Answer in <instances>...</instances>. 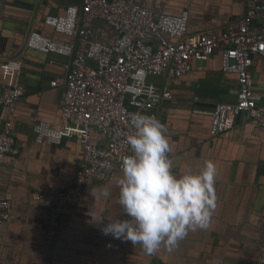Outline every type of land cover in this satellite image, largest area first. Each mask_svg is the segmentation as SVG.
Returning <instances> with one entry per match:
<instances>
[{"label":"crops","instance_id":"0c3cea01","mask_svg":"<svg viewBox=\"0 0 264 264\" xmlns=\"http://www.w3.org/2000/svg\"><path fill=\"white\" fill-rule=\"evenodd\" d=\"M137 1L161 13L176 15L188 10L187 35L192 39L206 30L236 26L246 13L245 0ZM76 2L0 0V56L23 58L20 81L25 87L12 116L20 154L7 155L0 163V196L13 203L12 218L0 224V264H257L258 244L264 239V128L241 119L230 131L211 135L210 112L218 102L235 101L238 91L237 77L222 71L220 53L195 62L182 79L150 78V83L167 87L174 95L153 108L166 128L176 174L189 169L199 172L208 160L216 164V206L209 227L190 231L174 248L161 245L154 254L131 241L104 235L102 228L107 223L128 219L119 204L120 159L112 179L87 185L81 202L65 209L57 238H45L52 203L36 196L73 183L83 164V145L76 136L65 137L61 143L37 137V119L54 128L65 126V87L53 86L52 81L66 73L68 58L29 49L25 43L34 30L56 40H70L44 19L63 13ZM79 26L90 28L104 42L117 36L106 22L91 20L84 13ZM252 27L264 28V11ZM150 43L156 45L155 40ZM252 73L255 91L264 95V60L260 57ZM7 121V113L0 111V129ZM93 140L100 145L107 142L102 134H95ZM104 187L111 193L108 198L100 194Z\"/></svg>","mask_w":264,"mask_h":264},{"label":"built area","instance_id":"2783aa9c","mask_svg":"<svg viewBox=\"0 0 264 264\" xmlns=\"http://www.w3.org/2000/svg\"><path fill=\"white\" fill-rule=\"evenodd\" d=\"M245 2V16L236 26L220 34L206 30L197 39L187 35L188 10L176 15L161 13L153 5L137 0H77L67 6L64 14L48 15L46 24L70 40H56L40 31L31 33L28 47L68 58L66 73L52 81L53 86L65 87V129H53L42 122L36 126L37 137L59 142L63 134L78 135L83 145V164L73 183L36 196L52 203L45 231L47 240L57 238L61 214L81 202L86 186L112 179L121 157L132 154L126 143L127 135L134 131L130 114L140 112L159 120L154 108L174 98L169 88L150 83L149 78H180L192 69L194 59L220 53L222 70L238 75L239 91L235 101L218 102L210 112L211 135L233 129L235 117L242 110H249L250 119L264 126V102L262 94L254 89L251 74L252 54L264 57V28L252 27L255 17L264 11V0ZM82 13L91 20L106 22L117 33L115 39L104 42L90 28L80 27ZM150 40H155L156 45ZM23 93L21 86H4L0 107L15 110ZM95 134L105 136L106 144L95 143ZM19 154L12 122L8 120L0 129V163L7 155ZM12 209V201L0 196V224L12 218ZM258 254L257 264H264V239L259 241Z\"/></svg>","mask_w":264,"mask_h":264},{"label":"clouds","instance_id":"9594fccd","mask_svg":"<svg viewBox=\"0 0 264 264\" xmlns=\"http://www.w3.org/2000/svg\"><path fill=\"white\" fill-rule=\"evenodd\" d=\"M130 124L134 131L126 143L132 154L121 157L118 181L119 204L128 219L110 221L102 232L152 254L161 245L176 247L190 231L209 227L216 206L217 167L208 160L199 172L189 169L177 175L165 126L140 112L130 114ZM100 194L111 195L107 187Z\"/></svg>","mask_w":264,"mask_h":264},{"label":"water","instance_id":"95a60500","mask_svg":"<svg viewBox=\"0 0 264 264\" xmlns=\"http://www.w3.org/2000/svg\"><path fill=\"white\" fill-rule=\"evenodd\" d=\"M66 9H67V6L65 7L64 12L61 13V14H64L66 12ZM61 14H59V15H61ZM45 19H46V17H45ZM45 19H44V21H45ZM49 26L52 27L51 25H49ZM52 28L54 29V27H52ZM34 31H38V30H34ZM32 32L33 31H31L28 34V36H27L26 43H25L26 47H28L27 46L28 40H29V37H30ZM216 33L220 34V33H222V31H217ZM28 48L29 49H33V48H30V47H28ZM34 50H36V49H34ZM37 51H40V50H37ZM41 52H43V51H41ZM43 53H45V52H43ZM45 54H56V55H59V54L54 53V52H49V53H45ZM60 56H62V55H60ZM1 57L2 56H0V71H1V73H0V84H1L0 92L3 90L4 86H6V85H18V86H21L24 89V91H25V87L20 81V75H21V72L23 71V58L20 55L19 56H14V57H8V56H6V57L3 56L2 58ZM251 57H252V67H253V65L255 63V59L256 58L260 57L261 59L264 60V57H262L260 54H252ZM201 59H203V58L194 59L193 65H192V69L190 71L193 70L195 62H197V61H199ZM14 65H16V66H14ZM252 67H251V74H252L253 83L255 85V80H254V76H253V73H252ZM190 71L188 73H190ZM223 73H225V74H233L236 77H238V75L235 74V73H226L224 71H223ZM187 74H185V75H187ZM184 76H182L180 78H174V79H182ZM171 80H173V79H171ZM149 81H150V78H149ZM238 91H239V85H238ZM238 91H237V94H238ZM236 99H237V97H236ZM261 102H264V95H262V101ZM17 105H18V103H17ZM16 109H17V106H16L15 110H13V111H10V109L8 107H4V106L0 107V111H5V113H7V119L10 120L11 122H12V116L15 113ZM241 119H249L250 121H252L253 124H255V125H257V126H259L261 128H264V126L259 125L256 121L250 119L249 110H242L240 113H238L236 115V117H235V126L237 125L238 120H241ZM42 122H44V120L37 119V121L34 124V128H36V126H38ZM44 123H47V122H44ZM65 126H66V122H65ZM65 126L59 128V129L58 128H54L52 126H50V127L53 128V129H57V130H63V129H65ZM36 134L38 135L37 132H36ZM68 136H76L79 139L80 143L82 144L81 138L78 135H68V134L61 135V137L59 139V143H61V141H63V139L65 137H68ZM64 218H65V214L62 213L61 214V222H62V220H64Z\"/></svg>","mask_w":264,"mask_h":264}]
</instances>
